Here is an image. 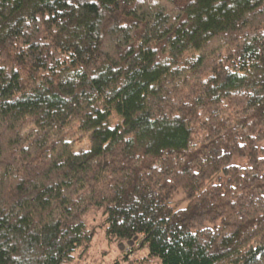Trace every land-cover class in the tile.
Wrapping results in <instances>:
<instances>
[{
	"label": "trees",
	"instance_id": "trees-1",
	"mask_svg": "<svg viewBox=\"0 0 264 264\" xmlns=\"http://www.w3.org/2000/svg\"><path fill=\"white\" fill-rule=\"evenodd\" d=\"M100 225L133 264H264V0H0V264Z\"/></svg>",
	"mask_w": 264,
	"mask_h": 264
},
{
	"label": "rangeland",
	"instance_id": "rangeland-1",
	"mask_svg": "<svg viewBox=\"0 0 264 264\" xmlns=\"http://www.w3.org/2000/svg\"><path fill=\"white\" fill-rule=\"evenodd\" d=\"M115 115L113 114L112 125L116 123ZM82 135L76 132V137ZM89 140L86 136L77 139L75 143L76 151H83L89 148ZM183 194L179 191L174 194L171 205L174 209L183 208L186 202L183 200ZM85 221L88 224L98 225L101 223V217L98 212L91 210L86 215ZM137 238L134 240L122 241L120 243H109L104 237V231L102 225L98 226L92 240V246L90 250V257L82 261V264H133L136 259L142 258L147 255L148 250L139 243V248H133L137 244ZM131 248H133L131 250ZM129 260H126V258Z\"/></svg>",
	"mask_w": 264,
	"mask_h": 264
}]
</instances>
